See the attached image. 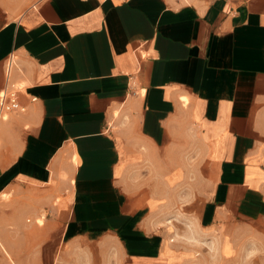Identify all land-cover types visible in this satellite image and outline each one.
Wrapping results in <instances>:
<instances>
[{
  "label": "crops",
  "instance_id": "obj_1",
  "mask_svg": "<svg viewBox=\"0 0 264 264\" xmlns=\"http://www.w3.org/2000/svg\"><path fill=\"white\" fill-rule=\"evenodd\" d=\"M11 84L0 264H183L178 212L264 244V0H0Z\"/></svg>",
  "mask_w": 264,
  "mask_h": 264
},
{
  "label": "rangeland",
  "instance_id": "obj_2",
  "mask_svg": "<svg viewBox=\"0 0 264 264\" xmlns=\"http://www.w3.org/2000/svg\"><path fill=\"white\" fill-rule=\"evenodd\" d=\"M186 215L183 212H178L173 215L170 220H175L173 223L184 221V227L178 229L173 228V237L178 241L185 251L191 253L189 256L193 260H187L183 264H264V244L257 243L252 239L249 243L242 244L241 257L235 260H221L219 252L221 251L220 239L223 237L222 229L216 230L207 234L204 229L197 227L196 222L185 221ZM71 264H116L115 260L104 261L95 258L93 253L85 255L80 250H73L71 256Z\"/></svg>",
  "mask_w": 264,
  "mask_h": 264
},
{
  "label": "built area",
  "instance_id": "obj_3",
  "mask_svg": "<svg viewBox=\"0 0 264 264\" xmlns=\"http://www.w3.org/2000/svg\"><path fill=\"white\" fill-rule=\"evenodd\" d=\"M14 65L13 57L6 61V75L9 77ZM21 89L14 84L0 91V131L3 128L4 121L9 115L16 111H25L26 106L20 99Z\"/></svg>",
  "mask_w": 264,
  "mask_h": 264
}]
</instances>
